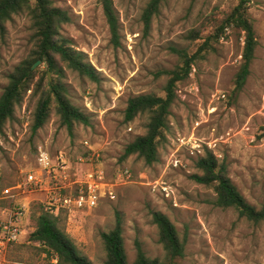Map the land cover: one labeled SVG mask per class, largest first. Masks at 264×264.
Wrapping results in <instances>:
<instances>
[{
	"label": "rangeland",
	"instance_id": "rangeland-1",
	"mask_svg": "<svg viewBox=\"0 0 264 264\" xmlns=\"http://www.w3.org/2000/svg\"><path fill=\"white\" fill-rule=\"evenodd\" d=\"M51 1L68 12L63 35L97 71V81L69 69L62 79L70 99L90 115L91 124L77 125L69 135L51 111L33 134L30 124L36 97H31V90L16 108L15 119L6 124V135L0 140V223L11 217L21 234L18 240L0 245V264H52V254L29 239L35 217L50 199L76 194L79 181L91 169L103 172L115 197L102 198L91 209L58 203L50 212L58 215L60 227L93 264H103L101 233L113 227L117 216L129 262L135 258V241L147 256L162 257L152 211L168 216L184 240L179 264H264V222L253 223L232 207L214 205L213 189L190 178L201 173L195 161L207 147L224 163L245 199L256 206L264 204V0L247 2L257 46L243 88L233 91L243 32L226 28L211 47L196 55L189 76L177 82L166 141L159 145V160L151 166L135 155L120 159L124 146L146 131L145 115L123 122L127 99L138 94L163 96L168 78L163 71L180 64L177 50L194 54L238 0H164L148 29L141 14L149 0H112L119 17L118 44L111 41L101 0ZM195 30L199 38L190 34ZM31 33L28 16L19 13L0 34V94L8 73L29 55ZM35 67L46 69L39 61ZM46 76L51 80L56 75L48 71ZM190 135L200 144L199 153H191L177 141ZM38 147L54 157L61 154L66 168L60 181L22 189L23 172L39 171ZM173 158L178 159L177 165ZM125 169L130 176L119 177ZM155 179L167 181L174 198L153 190ZM8 194L16 195V200L3 198ZM12 204L24 206L20 215L14 214Z\"/></svg>",
	"mask_w": 264,
	"mask_h": 264
},
{
	"label": "trees",
	"instance_id": "trees-1",
	"mask_svg": "<svg viewBox=\"0 0 264 264\" xmlns=\"http://www.w3.org/2000/svg\"><path fill=\"white\" fill-rule=\"evenodd\" d=\"M163 1L147 2L141 14L145 29L149 28L152 17ZM101 2L111 41L118 44L119 17L113 1ZM247 2L248 0H238L230 12L215 25L213 31L205 36L194 54L177 50L180 64L163 71L168 77L163 96L138 94L127 99L122 113L123 122L128 123L138 115H145L147 122L145 133L136 136L124 146L121 160L135 155L147 166L158 162V147L166 141L168 116L176 97L177 82L189 76L196 55L211 47L210 44L218 40L226 28H236L243 32L241 62L233 78V91L237 93L243 88L257 46ZM19 13H26L29 18L33 47L29 55L8 73L7 84L0 94V140L6 135V124L15 119L16 108L22 104L30 90L31 97H36L31 112V132L34 134L41 128L53 111L60 127L72 135L75 126H89L91 117L70 99L67 87L62 81L65 70L77 72L91 81L98 80L97 71L86 59V55L73 47L70 40L63 35V24L70 20L65 9L55 6L51 0H0V34H3L5 25L12 16ZM190 34L193 38L200 37L197 30ZM36 61L44 64L46 69L40 70L33 66ZM48 71L56 75L51 80L46 76ZM195 166L201 173H193L190 178L213 189L214 205L232 207L240 217L253 223L264 222V204L256 206L245 199L228 176L224 163H220L210 149L206 147L204 153L197 157ZM152 221L157 226L158 240L164 249L162 257L147 256L139 241H135V258L129 262L124 247L122 222L117 216L113 227L101 233L105 250L103 264H179L177 258L183 256L185 242L180 238L175 225L160 211H152ZM29 239L43 246L47 253L52 254V258L56 256L57 264H93L78 251L72 238L60 227L58 215L49 210H41L35 217V227L30 232Z\"/></svg>",
	"mask_w": 264,
	"mask_h": 264
},
{
	"label": "built area",
	"instance_id": "built-area-1",
	"mask_svg": "<svg viewBox=\"0 0 264 264\" xmlns=\"http://www.w3.org/2000/svg\"><path fill=\"white\" fill-rule=\"evenodd\" d=\"M179 145H185L188 147L191 153L200 152V144L197 142L193 135L189 137H179L177 139ZM171 162L177 165L178 159L173 158ZM36 163L39 166L38 172L26 171L23 172V180L19 184L22 189H30L31 187H37L41 184L49 183L52 180L60 181L61 172L66 168L65 161L60 154L54 157L45 148L38 147L36 152ZM130 176L128 169L120 172L119 177L128 178ZM79 190L76 194L70 196L58 195L54 199H50L47 202L45 210H52L58 207V203L61 206H72L78 209H91L96 207L102 198L113 199L115 193L111 184L105 181L103 172L98 169H91L87 172L84 180L79 181ZM151 186L153 190H157L163 196L172 199L174 198V191L171 185L164 179H155ZM50 187V186H49ZM57 188L58 185H56ZM52 188V187H50ZM61 190V189H60ZM3 198L9 199V201H15L16 195L8 194L3 195ZM2 197V196H1ZM15 204H12L14 207ZM18 205V203H16ZM15 205V206H16ZM23 205L14 207V214L20 215L22 213ZM21 230L18 227V223L11 217L6 221L0 223V245H7L19 239ZM56 256L52 258V264H57ZM22 264H31L28 262Z\"/></svg>",
	"mask_w": 264,
	"mask_h": 264
},
{
	"label": "water",
	"instance_id": "water-1",
	"mask_svg": "<svg viewBox=\"0 0 264 264\" xmlns=\"http://www.w3.org/2000/svg\"><path fill=\"white\" fill-rule=\"evenodd\" d=\"M37 63H38V61H36V62L33 64V66H35Z\"/></svg>",
	"mask_w": 264,
	"mask_h": 264
}]
</instances>
